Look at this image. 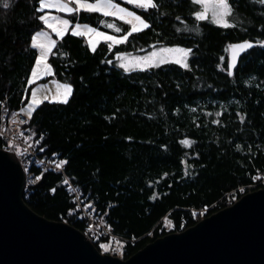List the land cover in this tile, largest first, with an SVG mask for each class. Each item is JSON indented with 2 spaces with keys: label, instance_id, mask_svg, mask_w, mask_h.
Wrapping results in <instances>:
<instances>
[{
  "label": "trees",
  "instance_id": "trees-1",
  "mask_svg": "<svg viewBox=\"0 0 264 264\" xmlns=\"http://www.w3.org/2000/svg\"><path fill=\"white\" fill-rule=\"evenodd\" d=\"M113 1L150 27L111 50L100 42L95 52L69 31L49 54L54 76L48 79L69 81L72 96L67 104L38 106L26 133L44 155L67 161V176L107 214L113 233L125 240L122 258L129 259L149 243L194 226L201 220L197 213L208 217L264 188L256 179L264 174V0H229L231 28L197 21L200 5L192 0H155L158 7L146 10ZM9 3L0 4V113L28 100L27 81L38 55L31 38L46 29L40 0ZM70 18L117 37L130 28L100 13L81 11ZM113 21L125 31L107 28ZM245 40L255 46L229 76L226 49ZM166 45L192 49L189 69L119 67L122 54ZM185 139L193 142L190 147L180 143ZM32 171L42 177L23 197L31 210L85 231L64 176ZM93 243L102 252L106 240Z\"/></svg>",
  "mask_w": 264,
  "mask_h": 264
},
{
  "label": "water",
  "instance_id": "water-1",
  "mask_svg": "<svg viewBox=\"0 0 264 264\" xmlns=\"http://www.w3.org/2000/svg\"><path fill=\"white\" fill-rule=\"evenodd\" d=\"M24 171L14 153L0 149V264H264V188L123 259L100 252L73 225L31 210Z\"/></svg>",
  "mask_w": 264,
  "mask_h": 264
},
{
  "label": "snow or ice",
  "instance_id": "snow-or-ice-1",
  "mask_svg": "<svg viewBox=\"0 0 264 264\" xmlns=\"http://www.w3.org/2000/svg\"><path fill=\"white\" fill-rule=\"evenodd\" d=\"M127 2L129 4H135L136 7L145 10L158 7L155 0H127ZM70 3H74L75 7H70ZM192 3L201 5L202 7V10L195 12V19L197 21H205L210 19L211 23L222 28L235 27V25L229 23L227 19L232 15L233 12V8L229 3V0H192ZM0 4H2L4 8H8L10 6L9 0H0ZM45 8H55L58 11L67 12L69 14L78 13L81 10L90 13H102L105 17H115L130 26L125 35L117 37L115 35H108L104 32H100L97 29L89 27L87 25L81 26L79 24H76L75 26H71L70 21L67 19H61L59 17L49 15L39 17V19L43 21V23L47 27L51 28L52 31L55 32L56 35L61 39L69 31V29L71 30V34L73 36H88V43L93 52L96 51V47L101 41L106 43L108 49L111 50L114 45L126 43L129 37L134 33H138L150 27V25L146 23L140 16L113 3V0H95L94 3H89L87 2V0H68V2H64V0H40V6L38 10L43 11ZM50 21H53L55 23H51ZM57 24L62 25L63 28L58 29L56 26ZM106 27L114 29L117 33L125 31L121 27H117L114 23H108L106 24ZM195 30L197 31V33L199 32L198 28ZM42 36L47 40V43L42 42ZM56 44V40L50 39L46 34H43L41 32H37L32 36L31 47L33 49H39V55L35 60V64L31 70L30 78L27 81L29 86L36 84L38 80L43 78L40 72L41 65H44L46 69L44 75H53L51 66L47 64V57L52 52V49L56 46ZM260 46L264 47V44H261ZM253 47L254 45L248 41L228 45L226 51L231 53V60L228 64L229 76L233 74L231 69L236 67L237 58L239 57V55ZM191 53L192 49L190 48L186 49L182 47H162L158 50L150 52L148 55L132 57L126 62H121L119 64V67L124 69L125 72L137 69L146 71L150 68H160L165 64H177L184 69H189V64L187 61ZM117 59L125 61V58L122 56H118ZM223 59L224 58L221 57V60ZM108 63H111V61H109ZM56 87L57 92L55 95H52L51 97L48 95H44L42 99L38 98V92L40 91V89H32L31 99L29 100V103L27 105V115L29 119H31L32 113L36 111V108L44 101H48L49 103H68L73 91L72 86L70 84L57 83ZM60 89H63V91L61 92ZM216 115L219 116L220 113H216ZM240 119L241 122H243L244 117L241 116ZM215 122L219 123V121ZM180 143L185 145L186 147H190L193 142L185 139ZM66 163L67 161H62L57 165V167L59 168ZM36 179L38 180L40 179V177H37ZM256 179H259V177H256ZM52 191L55 192V189H52ZM153 199H155V196L153 197ZM165 223L169 227L172 226L171 221L167 219L165 220ZM101 247L104 248L105 251L109 249V245L106 244H102Z\"/></svg>",
  "mask_w": 264,
  "mask_h": 264
},
{
  "label": "built area",
  "instance_id": "built-area-1",
  "mask_svg": "<svg viewBox=\"0 0 264 264\" xmlns=\"http://www.w3.org/2000/svg\"><path fill=\"white\" fill-rule=\"evenodd\" d=\"M2 109L3 111L0 113V149L9 150L20 160L25 169L24 172H26V191L40 180H37V177H42V174L35 175L32 167L40 168L42 172L50 170L62 174L64 183L66 181V189L74 197L81 217L86 221L84 234L92 241L105 239L109 244H124L125 240L113 233L114 230L106 220L107 214H102L96 208L94 200L88 199L79 186L72 183L64 170L66 164L57 167L58 164L66 160L57 155H44V150L38 149L35 141L29 138L26 132H28L27 127L30 119L22 111V108L10 111L4 106Z\"/></svg>",
  "mask_w": 264,
  "mask_h": 264
},
{
  "label": "rangeland",
  "instance_id": "rangeland-1",
  "mask_svg": "<svg viewBox=\"0 0 264 264\" xmlns=\"http://www.w3.org/2000/svg\"><path fill=\"white\" fill-rule=\"evenodd\" d=\"M127 1V0H126ZM64 2H68V0H64ZM87 2H89V3H94L95 1H89V0H87ZM113 3H115V4H117V5H119L120 7H122V8H125L124 6H122V5H120V4H118V3H116V2H114L113 1ZM40 5V4H39ZM135 5V4H134ZM69 6L70 7H75V4H69ZM126 9V8H125ZM127 10V9H126ZM200 10H202V7H201V5H200V9L198 10V11H200ZM43 11H58V10H56L55 8H45ZM129 11V10H128ZM228 19V21H229V23H230V18L228 17L227 18ZM145 21V20H144ZM209 21H210V19H209ZM146 22V21H145ZM109 23H114V21L113 22H109ZM147 23V22H146ZM115 24V23H114ZM81 26H83V24H80ZM85 25H87V26H89V27H92V28H94L93 26H91V25H89V24H85ZM130 27V26H129ZM95 29H97V28H95ZM98 30V29H97ZM98 31H100V32H103L102 30H98ZM38 32H41V33H43V34H46L47 35V37H49L50 39H52L51 38V36L49 35V33L48 32H46V31H44V30H41V31H38ZM106 33V32H105ZM84 38L86 39L85 41H87V43H88V40H89V37L88 36H84ZM41 40H42V42H44V43H47V40L46 39H44V37L42 36L41 37ZM101 42H103V41H101ZM89 44V43H88ZM99 45V44H98ZM97 45V46H98ZM56 47V46H55ZM162 47H180V46H156V47H151L148 51H145V53H143V54H122L121 56L122 57H124L125 58V61H121V60H119V64L121 63V62H126L127 60H130L132 57H140V56H145V55H148L150 52H152V51H154V50H158L159 48H162ZM182 48H184V47H182ZM54 49V48H53ZM53 49H52V51H53ZM188 49V48H187ZM37 51H38V55H39V49H37ZM51 54V53H50ZM38 55H36V56H38ZM191 55H192V53H191ZM191 55L189 56V58H188V61H189V59H190V57H191ZM49 58H50V56H48L47 57V64L48 65H50L51 66V70H52V73H53V75H44V72L46 71V69H45V67H44V65H41V67H40V72H41V75L43 76V78L42 79H40V80H38L37 81V83L36 84H33V85H31V86H29L30 88H31V92H32V89L33 88H39L40 89V91L38 92V98H41L42 99V97L44 96V95H48V96H52V95H55L56 94V92H57V87H56V85H57V83H59V84H70L71 86H72V84L69 82V81H59V80H57V79H54V78H52V79H48V78H50L51 76H54V69L52 68L53 66L51 65V63L49 62ZM187 61V62H188ZM30 78V77H29ZM72 89H73V86H72ZM60 91L62 92L63 91V89H60ZM31 92H30V96H29V98H28V100L25 102V104H24V106L23 107H21L22 108V111L27 115V105H28V103H29V100L31 99ZM72 93H73V91H72ZM72 96V95H71ZM70 96V97H71ZM70 99V98H69ZM45 102V101H44ZM61 104V103H60ZM41 105V104H40ZM39 105V106H40ZM37 109V108H36ZM34 113V112H33ZM33 113H32V115H33ZM259 180H261L262 181V183L264 184V174H259ZM235 201H237V200H235ZM235 201H232V200H230L229 202H230V205L231 204H233ZM229 205V206H230ZM198 215H200V214H202V215H200L201 216V220L202 219H204L205 218V216H203L205 213H197ZM197 215V216H198ZM68 223V222H67ZM166 228L169 230V229H172V226L171 227H169L167 224H166ZM106 245H109V249L107 250V251H105L104 249H103V251H102V253H106V254H110V255H114V256H118L119 258H122L123 257V245H121V243H111V244H109L108 242H106ZM115 245V246H114ZM114 246V248L112 249V247ZM124 259V258H123Z\"/></svg>",
  "mask_w": 264,
  "mask_h": 264
},
{
  "label": "crops",
  "instance_id": "crops-1",
  "mask_svg": "<svg viewBox=\"0 0 264 264\" xmlns=\"http://www.w3.org/2000/svg\"><path fill=\"white\" fill-rule=\"evenodd\" d=\"M71 4H74V3H71ZM82 12H83V10H81ZM80 11V12H81ZM45 13L42 15V16H44V15H49V16H54V17H59V18H61V19H67V20H69L70 21V25L71 26H75L76 24H82V23H73L72 22V20H71V15H73V14H75V13H72V14H69V13H67V12H61V11H44ZM101 15H103L102 13H100ZM117 19V18H116ZM120 21V20H119ZM51 23H55V22H53V21H50ZM123 21H121V23H122ZM83 25H85V24H83ZM46 26V25H45ZM57 26V28L58 29H62L63 28V26L62 25H59V24H57L56 25ZM98 29V28H97ZM98 30H100V29H98ZM44 31H46V32H48L49 33V35L51 36V38H52V40H56L57 42L59 41V40H61V38L60 37H58L57 35H56V33L55 32H53L52 31V29L51 28H49V27H47L46 26V29L44 30ZM69 31H71L70 29H69ZM68 31V32H69ZM67 32V33H68ZM104 32V31H103ZM67 33L64 35V36H66L67 35ZM105 33V32H104ZM106 34H108V35H111V34H109V33H106ZM63 36V37H64ZM80 37H83L84 38V36H80ZM55 48V47H54ZM54 50V49H53ZM52 53V52H51Z\"/></svg>",
  "mask_w": 264,
  "mask_h": 264
}]
</instances>
